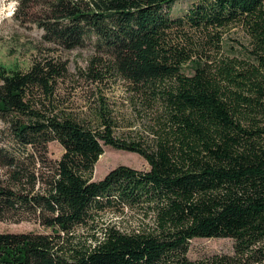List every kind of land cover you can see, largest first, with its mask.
Returning a JSON list of instances; mask_svg holds the SVG:
<instances>
[{"label":"trees","instance_id":"trees-1","mask_svg":"<svg viewBox=\"0 0 264 264\" xmlns=\"http://www.w3.org/2000/svg\"><path fill=\"white\" fill-rule=\"evenodd\" d=\"M15 1L44 42L92 51L90 78L125 83L151 111V138L116 136L102 105L89 126L36 97L67 73L62 62L0 64V221L48 230L0 232V264H264V0H194L176 16L178 0ZM104 145L148 168L92 179ZM124 211L140 226L96 223ZM78 228L94 229L93 243ZM195 237H230L233 253L191 259Z\"/></svg>","mask_w":264,"mask_h":264},{"label":"rangeland","instance_id":"rangeland-1","mask_svg":"<svg viewBox=\"0 0 264 264\" xmlns=\"http://www.w3.org/2000/svg\"><path fill=\"white\" fill-rule=\"evenodd\" d=\"M194 0H178L171 6L173 16L183 13ZM11 5V7H9ZM15 0H0V64L7 69L26 70L33 62L50 60L56 64L62 62L67 73L56 77L50 82V93L39 97L44 103L57 110L67 112L89 126L97 125L98 109L104 106L110 110L117 121L115 135L122 138H138L148 140L151 138L149 122L151 111L141 104H132L125 83L118 77H107L95 81L87 74L89 58L92 51L86 48L63 49L53 43L42 40L43 32L30 22H21L15 16ZM231 36L239 40L241 35L232 33ZM45 98H44V97ZM152 123V122H151ZM2 124L0 123V128ZM5 145V144H4ZM7 148L16 153L21 148L15 144L7 143ZM63 152L57 141L48 143V153L52 158L58 159ZM127 165L136 169H147V161L138 153L103 146V152L94 165L92 179H101L109 169L119 165ZM0 176H4L0 168ZM138 215L129 211L121 214L103 212L97 219V225L114 224L121 230H129L140 226ZM47 232L39 223L33 220L22 219L18 221H0V232ZM80 240L87 244L93 243L94 229L78 228L76 230ZM233 239L230 237H195L190 240L188 257L201 258L210 254H232Z\"/></svg>","mask_w":264,"mask_h":264},{"label":"clouds","instance_id":"clouds-1","mask_svg":"<svg viewBox=\"0 0 264 264\" xmlns=\"http://www.w3.org/2000/svg\"><path fill=\"white\" fill-rule=\"evenodd\" d=\"M9 7H11V5H9Z\"/></svg>","mask_w":264,"mask_h":264}]
</instances>
